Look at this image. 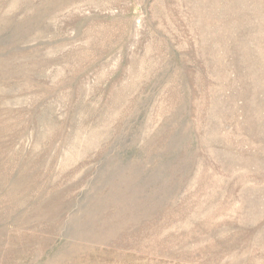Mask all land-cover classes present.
<instances>
[{"label": "rangeland", "instance_id": "rangeland-1", "mask_svg": "<svg viewBox=\"0 0 264 264\" xmlns=\"http://www.w3.org/2000/svg\"><path fill=\"white\" fill-rule=\"evenodd\" d=\"M0 264H264V0H0Z\"/></svg>", "mask_w": 264, "mask_h": 264}]
</instances>
